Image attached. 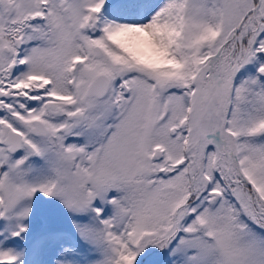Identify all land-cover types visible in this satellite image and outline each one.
I'll use <instances>...</instances> for the list:
<instances>
[{
    "label": "snow or ice",
    "instance_id": "6c2138e0",
    "mask_svg": "<svg viewBox=\"0 0 264 264\" xmlns=\"http://www.w3.org/2000/svg\"><path fill=\"white\" fill-rule=\"evenodd\" d=\"M0 264H264V0H0Z\"/></svg>",
    "mask_w": 264,
    "mask_h": 264
}]
</instances>
